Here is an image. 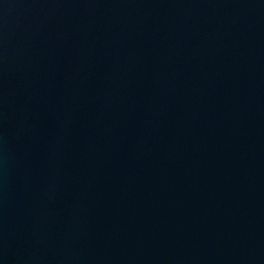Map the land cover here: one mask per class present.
<instances>
[{
    "label": "water",
    "instance_id": "95a60500",
    "mask_svg": "<svg viewBox=\"0 0 264 264\" xmlns=\"http://www.w3.org/2000/svg\"><path fill=\"white\" fill-rule=\"evenodd\" d=\"M0 264H264V0H0Z\"/></svg>",
    "mask_w": 264,
    "mask_h": 264
}]
</instances>
